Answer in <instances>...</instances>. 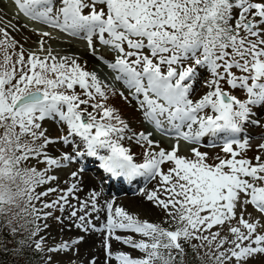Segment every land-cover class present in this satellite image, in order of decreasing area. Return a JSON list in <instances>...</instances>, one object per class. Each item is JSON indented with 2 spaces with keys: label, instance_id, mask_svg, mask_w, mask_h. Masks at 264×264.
<instances>
[{
  "label": "snow or ice",
  "instance_id": "obj_1",
  "mask_svg": "<svg viewBox=\"0 0 264 264\" xmlns=\"http://www.w3.org/2000/svg\"><path fill=\"white\" fill-rule=\"evenodd\" d=\"M10 2L12 14L0 15V216L13 239L27 233L13 254L22 259L27 247L43 254V264H77L85 237L98 232L104 264H186L189 250L201 264H264V153L247 157L250 142L242 136L245 125L260 126L254 109L264 108V0ZM53 40L81 42L83 51L62 54ZM198 69L210 78L203 80L208 91L196 97ZM109 94L135 101L152 130H134L109 106ZM47 120L60 122V135L49 134ZM221 134L227 135L217 144ZM206 137L223 156L200 151ZM129 143L142 149V162ZM57 144L72 145V152L50 154ZM84 156L98 157L111 177L157 180L143 195L169 227L115 201L101 205L95 190L79 200L83 169L70 173L67 189L37 191ZM52 193L59 195L46 200ZM101 211L105 220L97 227L92 213ZM49 218L68 220L84 234L51 244ZM112 241L131 251H113ZM0 248L8 252L6 238Z\"/></svg>",
  "mask_w": 264,
  "mask_h": 264
},
{
  "label": "rangeland",
  "instance_id": "obj_2",
  "mask_svg": "<svg viewBox=\"0 0 264 264\" xmlns=\"http://www.w3.org/2000/svg\"><path fill=\"white\" fill-rule=\"evenodd\" d=\"M0 15H4L5 17L8 16V14L4 11V4L2 2H0ZM27 34H30V33H26V35ZM19 38H20L19 35H17V39H19ZM36 38L37 37H33V39H36ZM65 39L67 40V38H65ZM54 41L55 40L50 41L52 47L59 49L62 54L66 53V52L67 53H73V52L79 53V52L83 51V45H79V44H76L74 42L71 44L58 42L57 45L54 46ZM85 59H88V57L85 56ZM92 63L93 62L90 61L89 70H91ZM187 63H192V61L189 60V61H187ZM198 72H200L201 75L207 74L204 69H198ZM120 86H121L120 87L121 90H123L122 85H120ZM225 88L227 89V85H225ZM76 90H77V92H81V90L78 88V86H77ZM227 90L230 92L231 95L237 96L241 100H244L247 98L246 93L240 89H236V90L227 89ZM109 95H110V99L108 101L109 106L115 107L119 111V114L122 116V118H125L134 130H136L137 132H139L141 130L145 131V128H144V125L142 122V118H141V114L137 110V107H136V102L135 101H125L124 99L120 98L119 96H112L111 94H109ZM88 110L91 111L90 108ZM254 112L256 113V115L258 117H260L261 124H260V126L252 127V130L255 132V134L260 132V134H262L264 137V108H259V109L255 108ZM44 127L49 130L50 135H52L54 137L60 135L61 124L58 120L57 121L47 120L44 122ZM65 130H66V126H65ZM262 140H263L262 138H259L258 140L255 139L254 141H256V143H260ZM126 146H131L132 151L137 154L138 161L142 162L139 160V153L142 151V149H140L139 146H135V145H132L130 143L126 144ZM165 146H167V145H165ZM80 147H81V151H83L84 150L83 145H80ZM199 147H200V151L208 152L211 156H215L217 153H219L221 156L224 155V153L221 152L220 147H218V146L217 147H211V148L207 147V146H199ZM49 152H50V154L56 155V156H59L62 152L71 153L72 152V145H69V146H63L61 144L50 145L49 146ZM261 153L262 152H260V150H258V148L254 147V148L249 149L246 152V156L247 157H254L255 155L261 154ZM181 154L190 155V153L184 152V151H182ZM93 158L97 159V161L100 163L98 157H93ZM83 159H85V158L78 159L77 162L71 163L70 165H68L67 168L56 170L55 174L59 177V180L57 182H53L52 184H48V185H44L42 187H39V188H37V191H43L47 187H58L59 189H67L68 187L71 186L70 185L71 183L68 184L69 181H67V179L70 177V173L74 172L76 170H79V169H83V171H81L80 173H85V174L88 173V175L90 177H92L94 180H97L101 184L99 179H97L93 175H91L90 171L82 168V162L81 161ZM98 162L95 164L100 167ZM208 162L213 163V161L211 159ZM30 166H36L38 168V170H40V171H43L44 167H45L44 164H35L34 162H33V165H30ZM168 167H170V165H168V164L164 165L165 171L168 169ZM156 184H157V180H146L144 183L140 184V186H138V187H136V184L134 183V187H136L134 189L135 193L128 194V195L124 194V195H113V196H116L119 199H124V198H127L129 196L135 195L136 191L144 189V186L150 187V191H151L154 189ZM101 185L103 187H105L103 183ZM103 193L108 195V192L105 191V189H104ZM58 195H59V193H52L50 196L45 197V199L46 200H53V199H56ZM38 206H39V204H38ZM49 211H53L55 216H61L65 213L67 214V212L60 213L58 210H54V209L49 210ZM133 213L138 214L139 219H141V220H147V221H150L153 223H161L163 227H165V228L169 227V225L166 221L164 212L158 208H156V209L152 208L151 210L138 209L136 211H133ZM94 220L95 219H93V221ZM47 222L50 225V227L48 229V242L51 244H57L58 245L61 242L71 243L72 240H74L76 237L80 236L79 233H82V231L80 229L76 228V230H77L76 233L64 235V232L62 231V227L64 226V224H60L55 219H52V218H49V220ZM103 222L104 221H102V223ZM38 223H40V222H38ZM77 223H78V221H77ZM102 223H100V226ZM118 234L128 235V233H118ZM102 236H101V238L103 239ZM137 239H139V236H137ZM116 243L123 247L124 252L131 251L127 246L122 245L118 242H116ZM100 245H101V241L99 242V246H98L97 242H95L94 245L89 244L88 247H85V244L81 245L80 246V257L78 258L77 264H79V261H84V264H87L88 258L95 257L93 254H94L96 247H98L99 255H101V257H102L100 264H104V249L101 248ZM25 248L28 249L27 247H25ZM133 254L139 255L138 252L133 253ZM42 255L43 254L40 253V256L36 260V264H43ZM57 259H59V258H57Z\"/></svg>",
  "mask_w": 264,
  "mask_h": 264
},
{
  "label": "bare ground",
  "instance_id": "obj_3",
  "mask_svg": "<svg viewBox=\"0 0 264 264\" xmlns=\"http://www.w3.org/2000/svg\"><path fill=\"white\" fill-rule=\"evenodd\" d=\"M0 2H2L4 4V11L8 14V16H10L13 12V5L11 4L10 0H0ZM67 38V37H66ZM37 39V38H36ZM69 39V38H67ZM58 42L54 41V46L57 45ZM76 44L79 45H83L81 42H74ZM210 76L207 73L206 75H201L200 80L197 82V87H196V92L195 95L196 97H199L200 95H202L204 92L208 91L207 88L203 87V80L204 79H208ZM146 131L147 130H152L150 125H146ZM245 130V129H244ZM243 134H246L243 132ZM263 135L259 133H257V135L255 136V138H262ZM154 138L155 139H160V136L158 133L154 134ZM209 138V137H206ZM165 146V145H164ZM77 171V170H76ZM90 174V173H89ZM80 177H82V180H80L78 182V188L80 190L76 191L74 193V195L76 197H79V200H86L91 196L92 190H95L97 192H99L100 194V204L104 205L106 204V202H111V201H115V205L116 206H121L123 208H125V210L129 211L130 213H133V211H136L138 209L141 210H151L152 208H154L151 204H148L146 202L145 196L143 195L144 192L146 191H150V187H146L144 186V189H141L139 191H136V194L133 196H129L127 198L124 199H119L116 196H113L114 193L116 192H111L108 189H106L108 191V195L104 194V187L97 181L94 180L92 177H90L88 175V173H79ZM107 176H105L106 178ZM68 184L69 183H73V181L70 179V177L67 179ZM141 182L143 183L144 181L139 180L138 182H136V187L140 186ZM154 183V182H153ZM70 184V185H71ZM134 187V189L136 188ZM154 187V186H153ZM133 190V193H135V190ZM131 190V191H132ZM69 199L71 200V203L73 205H77L78 201L74 198H72L71 196L69 197ZM156 209V208H154ZM96 215H99V219L98 220H94L93 223H95L97 225V227L100 226V223H102V221L105 220V212L101 211L100 213H92V216L95 217ZM63 216H67V214H63ZM64 226L62 227V231L64 232V235H68V234H73L76 233V227L72 226V222L65 220L64 221ZM94 233V234H93ZM84 233H79V235H83ZM102 234L98 233V232H92L90 235L85 237V243H83L82 245L85 244V247H88L89 244L94 245L95 242H97L98 246H99V242H102V238H101ZM103 237V236H102ZM112 247H113V251H123V247L120 246L119 244H117L115 241H112ZM102 248V247H101ZM85 255V254H84ZM95 257H97V264H100V261L102 260L101 255H99V249L98 247L95 248L94 254ZM87 256V255H86ZM112 264H116V262L112 261Z\"/></svg>",
  "mask_w": 264,
  "mask_h": 264
},
{
  "label": "trees",
  "instance_id": "obj_4",
  "mask_svg": "<svg viewBox=\"0 0 264 264\" xmlns=\"http://www.w3.org/2000/svg\"><path fill=\"white\" fill-rule=\"evenodd\" d=\"M14 224L23 223V221H13ZM0 225H3L2 230H0V237L6 238L8 252H5L0 248V264H36V260L40 256V253H34L29 249L24 248L25 256L21 259L15 256L13 253L17 250L16 245L18 242L27 235L25 232H21L19 235H15V239L12 238L13 234L10 233L8 225V218L0 216ZM186 264H201L200 257L195 256L189 250V255L186 257Z\"/></svg>",
  "mask_w": 264,
  "mask_h": 264
}]
</instances>
